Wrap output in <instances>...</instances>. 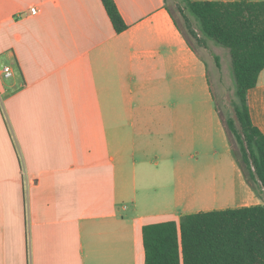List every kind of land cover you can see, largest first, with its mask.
<instances>
[{
    "label": "crops",
    "instance_id": "0c3cea01",
    "mask_svg": "<svg viewBox=\"0 0 264 264\" xmlns=\"http://www.w3.org/2000/svg\"><path fill=\"white\" fill-rule=\"evenodd\" d=\"M114 1L122 33L101 0H0V264H145L143 228L180 222L161 175L224 134L219 45L198 49L167 0ZM248 100L264 134V70ZM250 194L237 208L264 205Z\"/></svg>",
    "mask_w": 264,
    "mask_h": 264
},
{
    "label": "trees",
    "instance_id": "16d2710c",
    "mask_svg": "<svg viewBox=\"0 0 264 264\" xmlns=\"http://www.w3.org/2000/svg\"><path fill=\"white\" fill-rule=\"evenodd\" d=\"M200 32L181 9L186 36L199 46L207 40L226 48L235 82L233 116L223 117L251 187L264 200V134L253 124L249 91L264 70V2L182 0ZM117 33L127 30L114 0H101ZM200 35V36H199ZM218 69L219 56L214 55ZM145 264H264V205L198 212L180 222L166 221L143 228Z\"/></svg>",
    "mask_w": 264,
    "mask_h": 264
},
{
    "label": "rangeland",
    "instance_id": "374dc122",
    "mask_svg": "<svg viewBox=\"0 0 264 264\" xmlns=\"http://www.w3.org/2000/svg\"><path fill=\"white\" fill-rule=\"evenodd\" d=\"M167 3L173 9L179 24L185 31H187V25L181 9L190 18L193 27L200 32L198 24L182 0H167ZM191 41L198 49L200 48L194 39ZM213 51V57L217 54L222 66L219 69L220 87L217 84L215 71L211 70L210 73L215 108L219 107L223 117L227 118L233 116L231 103L235 99L236 90L231 58L228 50L222 46H217L215 52ZM212 65L214 64L209 63L210 69H213ZM219 118L222 121L220 114ZM208 134L209 129L206 132V137ZM229 137L237 148L234 137L231 134L228 135L225 129L224 134L223 131H220L215 133L213 138L206 140L203 138L205 141L199 145L200 139L196 140L195 143L198 146L194 147L192 154L196 155L192 158L182 157L181 152H178L174 159L179 165L178 171L173 172L172 169L167 176L163 173L160 177V187L155 192V196L159 200L160 211H171L175 218L181 219L192 213L236 209L240 205L253 203L250 189L257 194V197L259 194L248 183L240 162L233 154ZM183 141L184 138H180L179 135V143L181 144ZM179 149L181 150V147ZM189 152L190 150L182 153ZM185 163L191 169H184L182 165ZM231 192L233 195L234 192L237 194L236 199L234 196L230 197ZM144 195L143 190H139V199H142Z\"/></svg>",
    "mask_w": 264,
    "mask_h": 264
},
{
    "label": "built area",
    "instance_id": "2783aa9c",
    "mask_svg": "<svg viewBox=\"0 0 264 264\" xmlns=\"http://www.w3.org/2000/svg\"><path fill=\"white\" fill-rule=\"evenodd\" d=\"M31 13L33 14V15H36L37 14V8L36 7H34V8H32L31 9ZM2 74H3V76L5 77V78H11L12 76H13V71H12V69H11V67L10 66H3L2 67Z\"/></svg>",
    "mask_w": 264,
    "mask_h": 264
}]
</instances>
